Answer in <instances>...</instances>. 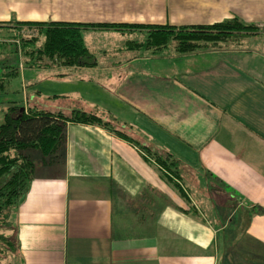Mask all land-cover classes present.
Instances as JSON below:
<instances>
[{
	"label": "crops",
	"instance_id": "0c3cea01",
	"mask_svg": "<svg viewBox=\"0 0 264 264\" xmlns=\"http://www.w3.org/2000/svg\"><path fill=\"white\" fill-rule=\"evenodd\" d=\"M233 19L263 25L264 0H0V25L90 26L94 63L25 69L51 84L24 83L26 107L112 119L193 172L184 199L133 144L67 122L16 212L19 264H264V33L177 54L144 47L145 28L100 27Z\"/></svg>",
	"mask_w": 264,
	"mask_h": 264
},
{
	"label": "trees",
	"instance_id": "16d2710c",
	"mask_svg": "<svg viewBox=\"0 0 264 264\" xmlns=\"http://www.w3.org/2000/svg\"><path fill=\"white\" fill-rule=\"evenodd\" d=\"M13 25H0V47L13 40L21 41L24 58L30 68L46 67L54 64V61L66 66H90L94 63L83 38V30L89 25L55 21L16 22ZM24 26L34 29L35 36H24L21 32ZM100 27L119 31L145 28L144 47L153 48L155 52L166 48L177 54L226 43L242 33H264V24H246L237 19L211 25L180 27L124 24H105ZM40 38L42 42L36 46ZM1 69L0 104L3 105V121L0 122V230H12L13 234L0 233V240L17 256L19 245L14 230L16 212L29 190L36 161L40 158L50 163L62 158L67 122L99 125L139 147L145 159L155 165L160 178L187 199L184 187L191 180L190 176L193 177V172L187 171L183 162L171 152L131 136L123 126L116 123L111 126L112 121H106L94 112L73 109L65 114L37 106L26 107L23 90L18 83V67L10 64L2 65Z\"/></svg>",
	"mask_w": 264,
	"mask_h": 264
},
{
	"label": "rangeland",
	"instance_id": "374dc122",
	"mask_svg": "<svg viewBox=\"0 0 264 264\" xmlns=\"http://www.w3.org/2000/svg\"><path fill=\"white\" fill-rule=\"evenodd\" d=\"M14 26H17V25H13V27ZM22 29L23 30L21 32L26 37H32V36H35V34H36L34 29L29 28L27 26L22 27ZM18 34L20 36L21 33H18ZM241 35L242 36L248 35V33H242ZM241 35L240 36H234L235 38H233V37L230 38V40L227 41L226 43L231 44L233 46L240 45L241 41H242L241 40L242 39ZM115 38H116V42H119V38H120V40L122 39L123 41L125 39H127L126 36L122 37V35H119L117 33H115ZM41 42H42V39L41 38L38 39V41L36 42V46H39L41 44ZM87 42H88L90 48H92V49L96 48L97 45H98L95 40L91 39V37H90V39L87 38ZM221 46H225V45H221ZM10 64H13V65L18 67V71L20 72L19 78H18V83L22 87L23 91H24V85H23L24 83H26L28 87H32L31 85L33 83L39 82L40 86L42 88H44L45 91H48L46 89H49L51 87L49 79L47 77H45V75L49 76V73H40L38 75H35L32 72L27 70L25 78H24V75H23L24 74V70L27 69V68H30V67H28V63L26 62V60L24 58V53H23V50L21 48V41L13 40L12 43L4 44L2 47H0V71L2 70L1 69L2 65L8 66ZM54 64H57V62L54 61ZM1 100L3 101L4 98H1ZM2 107H3V105L0 104V122L3 121V110H2ZM103 119L106 120V121H112L113 123L112 122L110 123L111 126H113L115 123H116V125L117 124L119 125V123H117L116 121H113L111 119H105V118H103ZM97 126H99V125H97ZM124 130L128 134H130L131 136L135 137V135H132L131 131L128 128L127 129L124 128ZM113 135H115V134H113ZM116 137H118V136H116ZM118 138H120V137H118ZM120 139H122V138H120ZM135 147L140 152H143L139 147H137V146H135ZM190 177L193 179L192 176H190ZM0 233L6 234V235L7 234L8 235L9 234H13L12 230H6V231L5 230H0ZM3 244L4 243L0 240V264H19L17 254L12 252V251H10V249H8L5 246V244L4 245Z\"/></svg>",
	"mask_w": 264,
	"mask_h": 264
}]
</instances>
